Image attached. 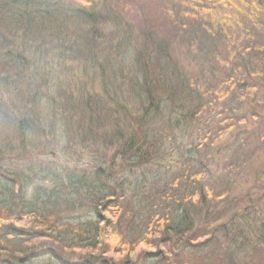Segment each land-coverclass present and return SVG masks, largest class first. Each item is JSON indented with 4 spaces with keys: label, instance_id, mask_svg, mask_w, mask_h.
<instances>
[{
    "label": "trees",
    "instance_id": "1",
    "mask_svg": "<svg viewBox=\"0 0 264 264\" xmlns=\"http://www.w3.org/2000/svg\"><path fill=\"white\" fill-rule=\"evenodd\" d=\"M113 1L119 2L93 0L90 5L81 2L84 6H78L64 0H0V59H4L0 70L5 73L0 81L11 90L17 79L21 85L27 76L42 75L37 85L41 92L33 90L42 97L51 81L49 73L54 74L45 70L44 54H61L63 60L78 64L76 70L86 74L82 88L91 100L84 110L78 105L76 115L82 113L85 121L81 130L87 126V135L95 138L89 130L96 129L107 145L122 141L116 152L121 169L129 164L148 173V144L155 146L161 134L149 122L162 114L168 125L184 124L180 103L189 86L183 73L189 55L182 51L183 60L176 58V48L188 46L194 50L195 64L203 67L210 61L205 66L209 69H218L221 54L224 65L232 67L230 74H236L242 64L223 53L263 50L264 0H154L150 13H144V6L139 4L137 19L143 16L151 26V22L162 23L168 36H161L149 26L151 33L139 34L143 38L138 37L134 43L131 35L136 32L129 29L134 22ZM107 23L116 26L117 34L106 29ZM19 49L29 55L11 52ZM122 51L132 53L133 59L119 60L117 55ZM32 52L44 58L40 72H34L38 66L32 67L28 61ZM252 55L254 62L263 63L261 56ZM226 74L223 71L221 75ZM188 96L192 98V94ZM0 98L2 163L6 159L3 153L10 149V154L26 157V139L35 130L39 133L44 118L41 102L29 100L25 107L20 105L24 113L18 116L10 113ZM88 111L91 116L86 117ZM113 121L122 127L121 131L112 132ZM190 158L183 157L181 169L171 174L151 170V178L146 174L147 178L137 183V200L127 197L130 186L125 185V178L106 172L103 166L94 170L90 182L87 174H73L61 186L59 179L49 175L54 185L47 190L34 189L33 199L26 198L32 184V178L26 175L34 168L0 172V255H7L0 264H114L104 255L96 259L86 256L80 261L65 255L69 248L93 250L107 238L131 248L141 242L152 247L156 241L167 244V250L147 251L142 256L145 264H264V218L256 212L240 213L243 204L231 195L230 186L223 185L215 192L213 181L205 180L207 172L194 168ZM44 171L41 173L47 177ZM74 178L83 184L72 183ZM217 195L219 201L214 199ZM218 203L223 213L230 214L226 222L219 221ZM83 206L92 209L94 219L66 217L68 211ZM28 218V227L15 224ZM122 226L127 229L122 230Z\"/></svg>",
    "mask_w": 264,
    "mask_h": 264
},
{
    "label": "rangeland",
    "instance_id": "2",
    "mask_svg": "<svg viewBox=\"0 0 264 264\" xmlns=\"http://www.w3.org/2000/svg\"><path fill=\"white\" fill-rule=\"evenodd\" d=\"M64 1H70L78 6H84L83 3L90 5L88 3L93 2V0ZM113 2L117 8L125 9L123 13L132 16L129 15V19L134 22V26L131 25L129 29L136 32L131 35L133 43L138 37L143 38L139 34L146 36L151 33L152 28L156 29V33L161 36H168L162 23L151 22V26L147 24V19L143 20V16L137 19L139 4L144 6V13H150L149 11L154 9V4L152 5L154 0H119V2ZM126 27L128 26L126 25ZM106 29L117 32L116 26L112 23H107ZM140 47L139 44L138 49ZM31 48L35 49L34 46ZM182 51H187L189 55L186 68L183 69L185 80L189 86L182 96L184 101L180 103L183 105L180 112L184 114V124L168 125L163 120L162 114L161 116L155 115V119L148 121L151 123V128L161 133L155 146L148 144L147 152L151 158V163L146 167V170L149 169L148 173L143 172L140 168L130 167L129 164L123 165L125 169H121L120 155L116 152L122 141L117 139L114 144L107 145L99 139L100 136L96 129L89 130V132H94L95 138L92 134L87 135V126L81 130L80 126H83L85 121L82 120V113L76 115L79 112L78 105L84 110L86 108L84 106L88 105L91 100L87 91L82 88L86 81V74L76 70L78 64L63 60L61 54L52 53L55 58L51 56L52 54H44L47 64L45 70L53 71L54 74L49 73V77L50 83L54 84L50 87L49 83L48 89H43L42 97L35 95L36 91L39 90L37 85L41 83L42 75H38L36 78L27 76L21 85L17 84V79L11 84L13 89L9 90L3 86L2 80L5 78V73L1 69L0 95L8 105L9 112L19 116L21 112L24 113V109H20L19 106L25 107L29 100H34L41 102L43 106V109L40 110L42 111L41 118H44V121L40 123L39 133L36 130L29 133V137L26 139L28 144L26 157L25 154L20 153L10 154L11 149L9 150V148L7 153H3L6 159L0 163V172H22L28 167L34 168L35 170L26 175V177L32 178V184L26 190V198L33 199L34 189L47 190L54 185L52 176L59 179L58 184L61 186L69 182L68 175L73 174L77 176L82 173L87 174L88 182H90L93 179L94 170L103 166L106 172L112 171L125 178L127 181L125 185L130 186L127 197L137 200V183L145 180L146 174L149 175V178L154 174L153 171H158L161 175H166L167 172L171 174L181 169L183 157L190 156V163L195 164L194 168L198 167L199 170L207 172L205 180L211 179L213 181L211 185L215 192L220 191L223 185L230 186L231 195L243 204L240 213L250 215L256 212L259 217L264 218V48L257 50L261 51L258 53H252L253 50L227 52L226 49H223V52H227L223 55H231L233 62L242 64L240 69L236 71L237 76L230 74L232 67L224 65L225 61H222L224 57L221 54L218 57V69H209L205 66L210 61L203 67L195 64L197 58L193 54L194 50L186 45L177 47L174 56L183 60ZM11 52L14 55L19 53L29 55L22 49ZM131 54L128 53L127 55V52L122 51L117 57L119 60H123V58L133 59ZM252 54H258L257 57L261 56L263 63L254 62V59L250 58ZM31 55L28 59L29 63L32 67L35 64L38 66L34 72H40L41 59L44 58L38 53L32 52ZM3 60L0 59V62ZM204 62L206 63V60ZM223 71L224 74H227L221 75ZM228 74L233 78H230ZM14 77L13 75L9 78V81H12ZM190 94H192V98L188 96ZM132 107L131 105L130 108ZM30 114L37 115L39 118L36 113ZM89 116H91L90 111L86 117ZM111 124L114 125L112 132L120 130L121 126L115 121ZM15 147H18L17 143ZM111 161L113 164L109 165ZM41 168L42 171L45 168L44 174L47 177L42 175ZM49 175L52 176L48 177ZM74 179L72 183L83 184L78 179ZM98 182L100 183L99 180ZM204 182L206 183V181H201L203 186H205ZM219 198H221L220 195L214 197L217 201L220 200ZM198 202L202 201L199 200ZM218 204L216 212H219V221L223 222L230 214L223 213L225 211L222 210L221 203ZM200 206L202 205L199 204ZM72 216L82 220L94 219L92 209L85 206L66 213V217ZM134 222L140 224L138 219H134ZM15 224L26 227L31 225L29 218L15 222ZM121 229L123 230L124 226ZM126 229L127 227L124 230ZM156 243L152 247L141 242L131 248L119 246L117 241L107 238L104 243L101 242L93 250L69 248L65 250V255L72 261H80L86 256L96 259L104 255L107 260L112 258L111 261L113 260L114 264H145L142 261V256L147 251L167 250L166 243L160 241H156ZM6 258V254L0 255V261ZM146 264L151 263L146 262Z\"/></svg>",
    "mask_w": 264,
    "mask_h": 264
}]
</instances>
